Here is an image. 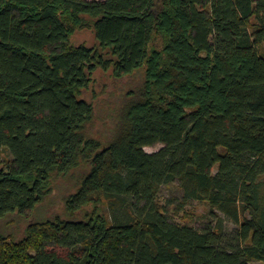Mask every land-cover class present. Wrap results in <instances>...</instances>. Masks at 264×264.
I'll use <instances>...</instances> for the list:
<instances>
[{"label":"trees","instance_id":"obj_1","mask_svg":"<svg viewBox=\"0 0 264 264\" xmlns=\"http://www.w3.org/2000/svg\"><path fill=\"white\" fill-rule=\"evenodd\" d=\"M2 152L0 264L264 262V0H0Z\"/></svg>","mask_w":264,"mask_h":264},{"label":"rangeland","instance_id":"obj_2","mask_svg":"<svg viewBox=\"0 0 264 264\" xmlns=\"http://www.w3.org/2000/svg\"><path fill=\"white\" fill-rule=\"evenodd\" d=\"M93 40V34L91 31L89 30H83V31H78L73 37H72V41L75 44H80L82 42H92ZM111 88H109V93L106 94V97H109L111 99H114L116 96L114 95H109L111 92V94H115L116 95V90L119 93L118 90V85L116 86L115 84H111L110 85ZM96 123L93 126V131L96 133H101V131L106 128L108 125H110L109 120H104L102 117H99L96 119L95 121ZM163 145L161 143L152 145V146H147L145 149L149 152H154L159 150ZM1 156L7 157V153L6 152H2L0 153ZM183 195V191L180 188L179 184L173 183L171 185L168 186H164L159 194V200L162 203H166L167 199L170 198H181ZM61 202V201H60ZM53 204V205H52ZM50 204V209L53 210L58 204L57 203H53ZM209 207L206 204H202L198 201H193L192 203H190L189 205L186 206L185 208V216H178L176 217V219L178 221L181 222H187L189 221V223H191L192 225H195L199 228L205 227L207 224L209 223H215V221H213V218L209 212ZM183 214V213H182ZM227 226L230 229H234L236 227V225L231 222V221H227ZM20 232V231H19ZM250 264H264V262L262 261H258V260H252L250 262Z\"/></svg>","mask_w":264,"mask_h":264}]
</instances>
